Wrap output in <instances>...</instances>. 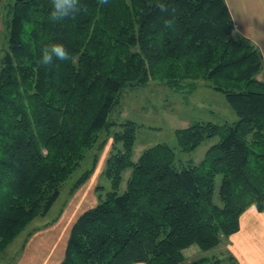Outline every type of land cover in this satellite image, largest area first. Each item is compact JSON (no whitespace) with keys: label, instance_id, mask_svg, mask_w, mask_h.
Masks as SVG:
<instances>
[{"label":"trees","instance_id":"trees-1","mask_svg":"<svg viewBox=\"0 0 264 264\" xmlns=\"http://www.w3.org/2000/svg\"><path fill=\"white\" fill-rule=\"evenodd\" d=\"M80 5L61 21L50 18L52 0H14L9 10L0 56V257L50 211L87 152L111 138L104 171L111 188L77 218L59 264H240L231 252L189 259L185 250L216 249L240 230L248 207L264 211L260 48L236 30L226 0ZM53 43L70 59L43 66L42 49ZM152 80L190 92L205 81L234 109L232 123L195 121L175 130L183 152L220 137L199 162L179 158L168 142L134 159L141 125L112 113L127 87Z\"/></svg>","mask_w":264,"mask_h":264},{"label":"rangeland","instance_id":"rangeland-1","mask_svg":"<svg viewBox=\"0 0 264 264\" xmlns=\"http://www.w3.org/2000/svg\"><path fill=\"white\" fill-rule=\"evenodd\" d=\"M13 2L14 0H0V56L4 53L7 46L8 21L11 16L9 10ZM259 77H264V70ZM112 119H116L117 121L134 120L141 125L137 132L134 159H137L146 148L159 142H168L176 147L179 158L199 162L205 155L207 149L212 144L219 141L220 137L217 136L206 140L193 151L183 152L177 147L175 130L177 128L186 127L195 121H212L221 124L226 122L232 123L237 120V115L225 94L214 89L205 81H198L197 88L190 92L189 90H177L166 83L152 80L145 86L127 87L124 90L120 104L112 113ZM111 140V138H108V144L111 143ZM108 150L109 148L107 147H103L101 150L92 148L87 152L81 166L66 183L61 185L60 196L55 201L47 217H51L70 200L73 193L78 189H74L75 181L92 167L96 154L98 155V160L89 176L90 179L88 184L82 188L83 196L80 197L78 203L80 208L77 209H81L84 203L90 204L89 206H91L94 199L91 198V185H96L99 181L98 188L100 191L98 194H100V192L104 194L111 188L109 178L106 174L101 176L102 168H100V166L102 167L105 164V156H107ZM129 172L130 171H126L124 175L125 180L122 183L121 191L125 188ZM220 180L221 176H218V184ZM76 205L77 204L74 203L70 206L69 211L71 214H73V206ZM70 213L68 212V215ZM68 215L66 219H68ZM40 217L42 216H38L32 224L35 221L41 220L42 218ZM31 225L22 232L23 234L21 233V235L16 238L17 240H13L5 252L1 254L0 264H10L15 250H18L20 248L19 246L22 245L23 240L20 241V239L27 237L28 234H26V231L28 232V229L30 230L32 228ZM226 252L230 251L222 244L216 249L209 251H203L195 245L185 250L189 259H195L206 255L223 256Z\"/></svg>","mask_w":264,"mask_h":264},{"label":"crops","instance_id":"crops-1","mask_svg":"<svg viewBox=\"0 0 264 264\" xmlns=\"http://www.w3.org/2000/svg\"><path fill=\"white\" fill-rule=\"evenodd\" d=\"M226 1L234 18L236 30L250 37L264 56V0ZM108 143L104 146L109 150L105 156V164L100 166L101 176L104 174L113 140L110 144ZM89 179L88 177L73 193L70 200L51 217H47L49 211L45 216L40 217L41 220L30 224L32 228L26 231L28 234L26 238L20 239V241L23 240L22 245L15 250L10 264H59L64 259L75 221L82 212L98 202L99 181L96 185H91V198H94L91 206L84 203L81 209H77L80 208L78 203L83 196L82 188L88 184ZM74 203L77 205L73 206V214H71L69 208ZM67 215L68 219H66ZM221 244L237 258L240 264H264V211H259L255 206L248 207L241 216L240 230L225 238Z\"/></svg>","mask_w":264,"mask_h":264},{"label":"clouds","instance_id":"clouds-1","mask_svg":"<svg viewBox=\"0 0 264 264\" xmlns=\"http://www.w3.org/2000/svg\"><path fill=\"white\" fill-rule=\"evenodd\" d=\"M106 3L107 0H100ZM81 10L80 0H52V11L50 18L53 21H61L68 17L74 16ZM167 11V9H162ZM172 21H166V26H171ZM70 56L62 44L53 43L42 49L39 63L43 66H50L54 60H69Z\"/></svg>","mask_w":264,"mask_h":264}]
</instances>
